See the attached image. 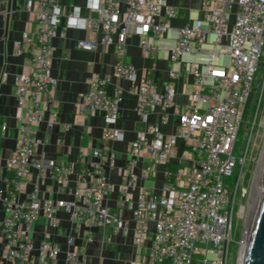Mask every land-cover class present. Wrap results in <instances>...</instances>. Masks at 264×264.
I'll use <instances>...</instances> for the list:
<instances>
[{"label":"built area","instance_id":"built-area-1","mask_svg":"<svg viewBox=\"0 0 264 264\" xmlns=\"http://www.w3.org/2000/svg\"><path fill=\"white\" fill-rule=\"evenodd\" d=\"M8 0H0V17ZM67 7L62 0H26L36 29L24 30L14 41L17 54H29L28 68L15 77L16 99L21 109L17 145L7 159L0 188L4 219L1 233L7 264H88L87 246L95 241L96 230L103 237L125 231L124 212L131 210L132 242L140 247L151 239L144 264H193L194 255H205L199 264H226L234 239L239 181L226 180L237 165L240 172L246 161L250 136L243 155L234 147L244 120L258 73L264 67V0H201L195 16L181 26L173 24L177 8L169 0H99V6ZM76 24L69 26V19ZM60 26L100 33L77 40L79 48L94 50L99 43L113 45L116 61L113 74L128 81L117 85L113 94L106 89L111 76L93 74L89 88L78 93L76 107L83 125L88 112H104L109 127L106 141L123 139L115 126L126 93L136 98L140 128L129 142L125 161L118 158L108 143L83 152L76 160L43 158L37 153L40 140L35 126L46 119L42 94L53 102L56 79L51 68L53 38ZM138 37V45L148 56L162 52L170 61V82L157 90L149 75L139 74L126 59L128 40ZM190 76L195 89L186 104L177 100L174 81L181 74ZM7 73L3 74V78ZM260 102V101H259ZM259 104V103H258ZM159 115V121L151 116ZM176 119L175 131L165 133L162 125ZM49 126L58 123V112L49 111ZM178 140L183 141L179 154ZM147 162L139 175L140 161ZM163 164L161 193L138 185ZM169 164L177 169L170 171ZM116 168L120 181L117 198L108 169ZM44 180L45 174L60 186L75 175V186L68 198L41 196L38 188L26 197L18 194L32 171ZM68 221L66 248L51 237L34 239V227L43 221L46 228L65 231L60 213ZM110 239V237H109ZM212 252L214 259L206 254Z\"/></svg>","mask_w":264,"mask_h":264},{"label":"crops","instance_id":"crops-1","mask_svg":"<svg viewBox=\"0 0 264 264\" xmlns=\"http://www.w3.org/2000/svg\"><path fill=\"white\" fill-rule=\"evenodd\" d=\"M122 3L125 0H120ZM67 7L72 5L84 6L85 0H62ZM177 8V16L173 21L175 26H181L189 20V16L196 15L201 0H169ZM26 0H8L5 13L0 17V188L5 187L3 181L6 171L7 159L14 152L18 140V126L20 124L21 109L17 104L15 77L25 71L29 65V54H17L14 41L19 39L22 31L29 30L33 33L36 29L34 16L26 9ZM84 14L87 10L83 7ZM93 36L96 39L100 33H90L76 28H64L60 26L53 38L54 50L51 56V68L56 85L53 91V102L47 92L42 94V101L46 108V119L35 126V135L40 140L37 153L43 158L57 157L69 161L76 160L83 152L90 153L94 147L106 143L112 148L118 158L117 165H121L127 156L129 142L135 137L140 128L139 115L136 112V98L126 93L120 105L118 119L115 126L123 132V139L118 141H106L105 131L109 128L101 110L88 112L83 125L80 124V116L77 111L76 101L80 91L89 88V80L93 74L111 76L112 80L106 84V89L113 94L116 86H128V81L118 79L113 74L116 61V52L113 45L99 43L94 50H84L78 47L77 40L82 37ZM126 59L131 62L139 74L149 75L153 78L157 90L162 91L170 82L168 70L170 61L158 53L156 56L146 55L138 45V37L132 36L128 40ZM7 76L3 78V74ZM178 89L177 100L186 104L189 94L195 89L190 76L183 73L174 81ZM188 84L192 85L191 92L187 93ZM58 112V123L49 126L47 121L49 111ZM153 121H159L156 113L151 116ZM175 117L168 125H162L165 133L175 131ZM179 154L183 151V141L178 140ZM147 160L144 158L137 166V172L143 173L142 167ZM163 164H157L155 175L148 179L141 177L138 185H145L156 193H161L164 182ZM110 179L115 184L112 198H117V184L120 177L116 168H109ZM44 180L38 178V172L32 171L24 179V188L19 192V198H24L36 187L41 196L54 199L68 198V190L75 186V175L64 186L57 185L45 174ZM3 203L0 200V264L4 262L5 243L1 233L4 219ZM127 219L126 229L116 235H108L113 247H107L102 231L96 230L95 241L87 246L88 264H144L148 256L151 239L140 247H135L132 242L133 221L131 210L124 212ZM61 227L65 231H54L45 227L43 221H39L34 227V239L39 241L44 237L56 239L63 248H66V233L68 221L64 212L60 213ZM107 231V230H106ZM110 237V239H109ZM61 264H64L62 255Z\"/></svg>","mask_w":264,"mask_h":264},{"label":"rangeland","instance_id":"rangeland-1","mask_svg":"<svg viewBox=\"0 0 264 264\" xmlns=\"http://www.w3.org/2000/svg\"><path fill=\"white\" fill-rule=\"evenodd\" d=\"M159 53L162 54V52ZM186 90L187 93L191 92L192 85L188 84ZM252 94L233 151L237 158L243 155L251 134L246 161L242 172H240V166L237 165L232 176L226 178L231 186H234L239 181L237 218L234 224L235 241L230 243L226 264H239L242 242L248 229L247 224L254 192V182L264 150V67L258 73ZM108 235L109 228L106 231L105 242L107 247H113L114 244L109 242ZM204 257L205 255L195 254L193 264H199ZM206 257L211 260L216 255L208 252Z\"/></svg>","mask_w":264,"mask_h":264},{"label":"water","instance_id":"water-1","mask_svg":"<svg viewBox=\"0 0 264 264\" xmlns=\"http://www.w3.org/2000/svg\"><path fill=\"white\" fill-rule=\"evenodd\" d=\"M262 182L264 186V173ZM244 264H264V192L250 229Z\"/></svg>","mask_w":264,"mask_h":264},{"label":"bare ground","instance_id":"bare-ground-1","mask_svg":"<svg viewBox=\"0 0 264 264\" xmlns=\"http://www.w3.org/2000/svg\"><path fill=\"white\" fill-rule=\"evenodd\" d=\"M263 173H264V150H263L259 170L257 172L256 180L254 182V192H253V196L251 200L250 213H249V219H248V224H247L248 229H247V234L245 236V239L242 242L239 264H244L245 252H246L250 229H251L257 208L259 206L261 196L264 192V186L262 182Z\"/></svg>","mask_w":264,"mask_h":264},{"label":"clouds","instance_id":"clouds-1","mask_svg":"<svg viewBox=\"0 0 264 264\" xmlns=\"http://www.w3.org/2000/svg\"><path fill=\"white\" fill-rule=\"evenodd\" d=\"M89 6L92 8H97L99 6V0H90ZM68 23H69V26H72L76 24L77 22L75 19L70 18Z\"/></svg>","mask_w":264,"mask_h":264},{"label":"trees","instance_id":"trees-1","mask_svg":"<svg viewBox=\"0 0 264 264\" xmlns=\"http://www.w3.org/2000/svg\"><path fill=\"white\" fill-rule=\"evenodd\" d=\"M252 95H253V94H251V96H250V98H249V101H248V104H247V108H248V105H249L250 100H251V98H252ZM247 108H246V110H247ZM168 169L174 173V171L177 169V165H176V164H169V165H168Z\"/></svg>","mask_w":264,"mask_h":264}]
</instances>
